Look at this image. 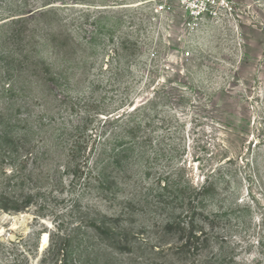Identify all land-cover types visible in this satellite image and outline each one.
Masks as SVG:
<instances>
[{
	"label": "rangeland",
	"instance_id": "rangeland-1",
	"mask_svg": "<svg viewBox=\"0 0 264 264\" xmlns=\"http://www.w3.org/2000/svg\"><path fill=\"white\" fill-rule=\"evenodd\" d=\"M66 2L72 80L66 98L20 113L38 126L45 111L40 127L17 129L33 160L19 146L9 188L19 211L0 212V264H264V0H231L194 27L178 0ZM18 4L0 0V12ZM89 8L101 13L82 17ZM130 67V108L146 102V127L103 199L67 175L56 146L85 120L84 103L112 102L116 72ZM204 184L209 195L188 213Z\"/></svg>",
	"mask_w": 264,
	"mask_h": 264
},
{
	"label": "trees",
	"instance_id": "trees-1",
	"mask_svg": "<svg viewBox=\"0 0 264 264\" xmlns=\"http://www.w3.org/2000/svg\"><path fill=\"white\" fill-rule=\"evenodd\" d=\"M58 3L62 5H56ZM68 8L66 0H19L16 10L0 12V212L19 211V204H15L17 198L9 190L19 187V146L23 161L33 160L29 143L17 133L22 124L26 133L33 126L29 124V118L20 115L22 109L33 107V100H44L46 104L60 97L66 98L61 88L72 80L69 65L75 59L74 44L69 38V23L63 13ZM98 10L89 8L82 17L101 13ZM82 24L84 22L79 28ZM91 25L93 30L89 32L95 40L101 29L99 16ZM123 42L126 45L127 39ZM81 43L76 46L81 47ZM128 73L133 74V68L116 72L120 84L114 82L116 93L111 103L91 107L84 103L85 120L81 125L71 127L69 136L66 132L63 134L65 137L59 142L61 149L56 146L60 152L56 158L63 159L61 165L67 175L72 176L73 181H84L88 189L97 190L103 199L108 197L112 185L118 184L120 175L124 173L119 168L128 165L130 154L141 143L139 140L143 139L146 127V102L130 108L135 101L132 97L135 83L134 79L127 78ZM19 96L25 100L19 101ZM44 112L38 114V126L33 127H40ZM96 118L100 133L88 136L86 132ZM20 140L25 143L20 145ZM209 193L208 185L204 184L197 193L199 200H188L186 211L198 209L199 203ZM168 225L170 229L177 222H169ZM93 226L101 233L111 231V228L95 223ZM189 242L190 237L185 240V245Z\"/></svg>",
	"mask_w": 264,
	"mask_h": 264
},
{
	"label": "built area",
	"instance_id": "built-area-1",
	"mask_svg": "<svg viewBox=\"0 0 264 264\" xmlns=\"http://www.w3.org/2000/svg\"><path fill=\"white\" fill-rule=\"evenodd\" d=\"M186 13L187 26L194 27L208 19H218L231 6V0H178ZM187 56L190 52L187 51Z\"/></svg>",
	"mask_w": 264,
	"mask_h": 264
},
{
	"label": "water",
	"instance_id": "water-1",
	"mask_svg": "<svg viewBox=\"0 0 264 264\" xmlns=\"http://www.w3.org/2000/svg\"><path fill=\"white\" fill-rule=\"evenodd\" d=\"M43 248H44V246H43Z\"/></svg>",
	"mask_w": 264,
	"mask_h": 264
}]
</instances>
